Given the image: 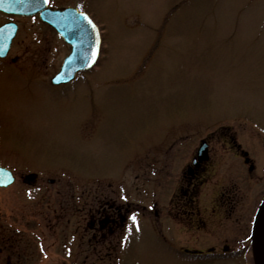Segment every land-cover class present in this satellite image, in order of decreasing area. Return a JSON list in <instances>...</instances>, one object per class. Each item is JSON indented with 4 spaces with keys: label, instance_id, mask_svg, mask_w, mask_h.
I'll use <instances>...</instances> for the list:
<instances>
[{
    "label": "rangeland",
    "instance_id": "374dc122",
    "mask_svg": "<svg viewBox=\"0 0 264 264\" xmlns=\"http://www.w3.org/2000/svg\"><path fill=\"white\" fill-rule=\"evenodd\" d=\"M89 9L102 55L72 84L50 87L71 50L52 32L41 48L21 37L15 69L1 64L0 166L16 182L0 189V226L16 236L13 253L23 264H174L151 204H164L203 141L204 193L230 186L236 230L251 225L264 198V0H91ZM113 212L125 225L104 223Z\"/></svg>",
    "mask_w": 264,
    "mask_h": 264
},
{
    "label": "flooded vegetation",
    "instance_id": "af4514ba",
    "mask_svg": "<svg viewBox=\"0 0 264 264\" xmlns=\"http://www.w3.org/2000/svg\"><path fill=\"white\" fill-rule=\"evenodd\" d=\"M70 1L72 4H65L62 0L58 3L53 0H48L47 3H45V0H35L32 9L41 8L42 10L30 15L0 11V29L9 26L11 31H15L7 56L3 59L0 58V69L4 67V65L1 66L3 63H9V67L15 69L19 57L13 56L14 47L21 37L24 38L25 42L34 40L33 42L36 43L38 48H41L45 32H52L59 36L50 25L42 20L41 13L45 10L63 11L73 8L88 15L98 25L97 18L89 9L91 0ZM28 50L29 47L26 51ZM20 69L26 73V70L32 69V67H20ZM36 69L37 74L43 75L40 67L33 68L32 73ZM39 83L48 86L42 81L36 82V84L41 85ZM50 87L56 86L51 83ZM230 149L235 151L237 147L233 146ZM243 155L246 154L243 153ZM195 160L196 162L193 164ZM205 160H208L207 154L198 159L196 153L192 159V167H187L185 173L187 177L183 176L177 180L172 194L168 195L167 199L161 200L164 204H159L156 199L152 200L151 208L156 218L152 230L163 242L162 244L169 252L174 264H253V223L247 225L248 227H240L238 231L236 230L239 200L232 193L233 189L230 186L220 193V184H212V188L204 193V187L208 185L206 181H209V178L199 177L198 169L205 163ZM26 180L28 183L29 179ZM161 206L168 208L165 215L166 225H163L162 228L158 226L161 212L159 208ZM130 211V209H126L125 212L128 215ZM114 213H112L113 216L111 213L109 215L105 214V224L117 223L118 219H116ZM118 214L121 217L118 221L125 225L126 217L124 213L119 212ZM104 223L99 222L101 229L104 228ZM95 229L93 228V230ZM123 229L124 227H122V231ZM15 238L16 236L12 233L4 234L3 227L0 226V264H12L14 256H17L16 259H18L16 264L24 262L23 259H20L21 255H17L15 250L13 253L15 242H12V239ZM1 256L5 257V263L1 261Z\"/></svg>",
    "mask_w": 264,
    "mask_h": 264
},
{
    "label": "water",
    "instance_id": "95a60500",
    "mask_svg": "<svg viewBox=\"0 0 264 264\" xmlns=\"http://www.w3.org/2000/svg\"><path fill=\"white\" fill-rule=\"evenodd\" d=\"M33 3L35 0H0V11L30 15L42 10L41 8L32 9ZM41 18L72 47L71 53L63 61L61 70L53 78V85L68 84L76 78L78 73L95 67L100 57L102 39L98 27L86 14L71 8L64 11L45 10L41 13ZM14 32L9 26L0 29V58L7 56ZM207 150L208 143L203 142L198 149V158L201 159ZM195 162L196 160L194 164ZM28 178L31 186L37 184V175L34 174ZM15 181L14 173L0 166V188L6 189ZM252 257L254 264H264V199L257 211L252 228Z\"/></svg>",
    "mask_w": 264,
    "mask_h": 264
},
{
    "label": "snow or ice",
    "instance_id": "6c2138e0",
    "mask_svg": "<svg viewBox=\"0 0 264 264\" xmlns=\"http://www.w3.org/2000/svg\"><path fill=\"white\" fill-rule=\"evenodd\" d=\"M48 2V0H45V3H47ZM89 23H91V21H89ZM133 219H135V218H133Z\"/></svg>",
    "mask_w": 264,
    "mask_h": 264
}]
</instances>
